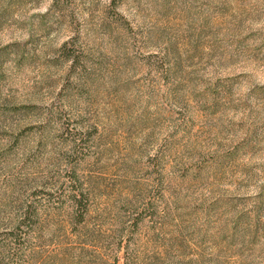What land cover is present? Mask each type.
<instances>
[{"label":"rangeland","instance_id":"374dc122","mask_svg":"<svg viewBox=\"0 0 264 264\" xmlns=\"http://www.w3.org/2000/svg\"><path fill=\"white\" fill-rule=\"evenodd\" d=\"M114 2L0 0V264H264V0Z\"/></svg>","mask_w":264,"mask_h":264},{"label":"trees","instance_id":"16d2710c","mask_svg":"<svg viewBox=\"0 0 264 264\" xmlns=\"http://www.w3.org/2000/svg\"><path fill=\"white\" fill-rule=\"evenodd\" d=\"M113 0V4L116 3ZM114 8H112L113 14L115 15L114 17L120 22L124 24H128L127 20L125 19L124 15L116 8L118 5L114 4ZM129 25V24H128ZM61 49L64 52V56L67 60H71L73 65H76L78 62L80 63L81 60V55L80 51H75L71 47H68V42H65ZM83 139V138H82ZM80 137H76L73 139L74 147L76 145H79V142L82 141ZM71 181L73 183V187L70 188L69 194L72 199V204L75 208V211L78 212L77 217H76V222L77 224H84L87 220V215H88V202L90 200V192L87 189L86 182L84 181L83 176L80 174H77L74 171V175L71 178ZM35 214V211H31L30 209L26 210L21 218V222L18 224L20 227L21 224H27L28 220L32 218V215ZM25 236L22 237V232H12L11 233V241L16 245L17 240H20L21 238L26 239L28 238V235L30 236V232H27L24 234ZM3 250L5 251L6 254H4V258L9 256L11 253V249H13L12 244H2L1 245ZM1 249V248H0ZM116 260H118V256L115 257Z\"/></svg>","mask_w":264,"mask_h":264}]
</instances>
